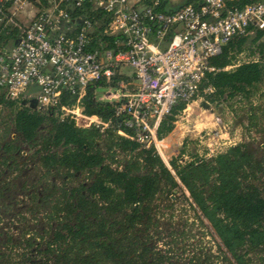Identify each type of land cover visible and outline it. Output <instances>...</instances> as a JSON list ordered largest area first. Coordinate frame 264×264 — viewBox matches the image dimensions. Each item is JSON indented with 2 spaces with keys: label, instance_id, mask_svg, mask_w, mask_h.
<instances>
[{
  "label": "trees",
  "instance_id": "trees-1",
  "mask_svg": "<svg viewBox=\"0 0 264 264\" xmlns=\"http://www.w3.org/2000/svg\"><path fill=\"white\" fill-rule=\"evenodd\" d=\"M254 1L234 0L229 6L242 9ZM40 3L46 6L47 0ZM163 10L171 11L168 0ZM95 15L104 25L108 22L99 12ZM17 35L2 34L0 41L6 43ZM114 42L102 38V49H114ZM248 49L264 57V30L251 38L233 39L210 60L215 71L205 75L201 86L205 102L248 100L251 90L264 83V62L225 70ZM96 91L87 88L82 100L86 115L116 125L120 120L114 118V106L98 102ZM73 103V98L62 97V106ZM0 107L12 111L14 134L36 148L46 185L41 193L32 194L34 203L46 208L45 228L41 233L24 231L17 240L6 235L0 244V264H264V160L247 145L212 158H193L184 165L181 152L179 159L169 162L170 170L154 147L145 149L112 129L100 133L96 128H77L73 122L8 101L1 89ZM185 109L182 102L174 106L158 129L159 140L173 132L176 117ZM249 119L253 127L255 118ZM1 149L7 155L19 150L13 143ZM58 173L65 181L57 188L49 177ZM77 175H84L88 184L66 188ZM181 190L193 223L188 232L176 237L173 233L166 242L155 218V202ZM195 223L204 236L213 233L217 238L214 252L191 234Z\"/></svg>",
  "mask_w": 264,
  "mask_h": 264
},
{
  "label": "built area",
  "instance_id": "built-area-1",
  "mask_svg": "<svg viewBox=\"0 0 264 264\" xmlns=\"http://www.w3.org/2000/svg\"><path fill=\"white\" fill-rule=\"evenodd\" d=\"M164 2L0 0V37L18 34L0 41V89L19 106L30 109L34 100L32 111L80 129H112L161 156V123L178 102L188 107L201 98L205 75L215 71L210 60L233 39L264 30V0L242 9L229 6L234 0H199L174 11L163 10ZM102 38L115 39L114 49L103 50ZM89 87L106 90L96 98L114 106L116 125L86 115ZM64 95L74 103L62 106Z\"/></svg>",
  "mask_w": 264,
  "mask_h": 264
},
{
  "label": "rangeland",
  "instance_id": "rangeland-1",
  "mask_svg": "<svg viewBox=\"0 0 264 264\" xmlns=\"http://www.w3.org/2000/svg\"><path fill=\"white\" fill-rule=\"evenodd\" d=\"M258 54V51L248 49L237 55L233 62L242 64L255 59L264 62V57ZM97 93V98H101L107 92L100 90ZM12 116L8 108L0 111V244L6 235L17 240L24 231L41 233L45 228L43 216L46 208L35 204L32 197L33 193H41L46 187L42 183L44 173L37 166L36 148L23 143L14 134ZM249 116L255 118L253 127L249 125ZM173 132L172 136L168 135L164 139L169 146L165 151L166 157L160 152L168 165L172 159H179L181 152L184 155L180 164L184 165L193 158H212L239 144L247 145L251 152L264 160V83L251 90L248 100L237 97L211 105L202 98L197 99L176 117ZM44 133L42 130L39 135ZM8 143L18 147V152L5 154L1 148ZM210 150L213 153L210 154ZM207 154L210 157H206ZM85 178L84 175H77L72 183L66 184V188L88 184ZM64 181L61 173L49 177V183L57 188ZM182 194H186L184 190L170 198L160 197L155 202V218L166 242L172 240L170 236L173 233L176 237L178 233L188 232L193 223V213ZM208 231L212 233L210 229ZM204 232L197 223L191 228V234L197 236L196 241H201L202 247L214 252L218 240L213 233L210 237L204 236Z\"/></svg>",
  "mask_w": 264,
  "mask_h": 264
},
{
  "label": "crops",
  "instance_id": "crops-1",
  "mask_svg": "<svg viewBox=\"0 0 264 264\" xmlns=\"http://www.w3.org/2000/svg\"><path fill=\"white\" fill-rule=\"evenodd\" d=\"M135 1H136V0H135ZM190 1H192V2H194V3L199 2V0H168V8H169L171 11H174V10H177V9H179V8H181V7H183V6H185V5H186L188 2H190ZM180 130H181V129H179V131H180ZM174 132H176V131H174ZM174 132L171 133V135H169V136H172V135L174 134ZM159 148H160V152H161V154L165 156V151L169 149V146L163 141V142H161ZM165 157H166V156H165ZM163 159H164V158H163ZM164 160H165V159H164Z\"/></svg>",
  "mask_w": 264,
  "mask_h": 264
},
{
  "label": "water",
  "instance_id": "water-1",
  "mask_svg": "<svg viewBox=\"0 0 264 264\" xmlns=\"http://www.w3.org/2000/svg\"><path fill=\"white\" fill-rule=\"evenodd\" d=\"M35 107H36V102L33 100V101L30 102L29 108L32 109V110H34ZM159 157L161 158V160H162V162L165 164V166H166L168 169H170L169 165L163 161L162 157H161V156H159ZM170 170H171V169H170Z\"/></svg>",
  "mask_w": 264,
  "mask_h": 264
},
{
  "label": "bare ground",
  "instance_id": "bare-ground-1",
  "mask_svg": "<svg viewBox=\"0 0 264 264\" xmlns=\"http://www.w3.org/2000/svg\"><path fill=\"white\" fill-rule=\"evenodd\" d=\"M188 107H189V106H188ZM188 107H187V108H188ZM160 144H161V143H160ZM160 144H159V147H160Z\"/></svg>",
  "mask_w": 264,
  "mask_h": 264
}]
</instances>
